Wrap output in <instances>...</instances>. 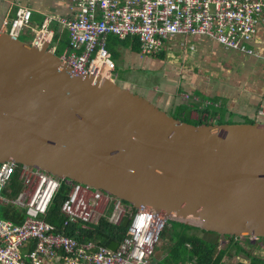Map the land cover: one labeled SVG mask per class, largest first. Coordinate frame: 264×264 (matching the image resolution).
<instances>
[{
	"label": "water",
	"instance_id": "1",
	"mask_svg": "<svg viewBox=\"0 0 264 264\" xmlns=\"http://www.w3.org/2000/svg\"><path fill=\"white\" fill-rule=\"evenodd\" d=\"M7 162L169 221L264 240L263 123L180 121L117 81L74 74L48 45L0 30V164Z\"/></svg>",
	"mask_w": 264,
	"mask_h": 264
},
{
	"label": "built area",
	"instance_id": "2",
	"mask_svg": "<svg viewBox=\"0 0 264 264\" xmlns=\"http://www.w3.org/2000/svg\"><path fill=\"white\" fill-rule=\"evenodd\" d=\"M67 15L47 14L33 25V11L17 5L4 31L19 39L30 31V45L57 55L74 74L116 81L120 65L109 42L135 40L139 54L157 56L188 42H212L224 50L257 56L264 0H67ZM68 44L58 54L61 37ZM115 75V77H114ZM116 78V79H115ZM189 98L188 95H185ZM264 124V97L256 110ZM213 122V121H210ZM17 176V178H16ZM19 192L12 195L13 183ZM62 194L64 223L46 221L54 199ZM17 206L20 223L0 218V264H160L156 256L168 219L153 210L135 209L102 190L51 175L40 168L12 162L0 164V207ZM106 218L127 236L116 250L67 235L70 227L91 228ZM192 264V263H179Z\"/></svg>",
	"mask_w": 264,
	"mask_h": 264
},
{
	"label": "crops",
	"instance_id": "3",
	"mask_svg": "<svg viewBox=\"0 0 264 264\" xmlns=\"http://www.w3.org/2000/svg\"><path fill=\"white\" fill-rule=\"evenodd\" d=\"M16 1L17 0H0L1 31H4V22L12 18L17 7ZM66 2L67 0H22L21 3L32 9L34 19H39L37 23L40 24L47 14L67 15L69 9L66 6ZM198 42L200 43H195V40L188 42V47L185 50L171 51L170 49L164 52L165 55H169L173 52L183 53L182 56H184V62L187 66L189 63L192 66L191 68L186 66L178 78L175 76H178V74H176L177 72H174L173 70L172 73L171 71H167L163 74H156L154 78H157L158 76L166 77L164 80L168 85L162 84L160 86H153L152 81L148 85L143 82L145 78L139 77L137 85H133V83L129 82L127 78L121 79V82L126 83L123 84V86L131 91L137 90L138 93L136 94L147 98L152 104L172 116L179 112L183 118H190L191 120L199 121L200 112L203 111V102L198 103L194 101L197 99H203L205 101L217 99L220 106L225 108L223 117L227 116L228 118L230 115H235L237 120L241 121L234 122L233 124L260 121L257 118L256 110L261 105L264 97V23L259 25L257 43L255 44V47H253L257 51V56H245L233 51H227L212 42ZM197 44H199L198 47ZM207 52H214L216 55L214 57V62L209 65V73L211 75L197 74L195 71L201 73L199 71L208 69V67H206V62L209 61L207 60L209 56H205L200 60L201 54ZM130 53H132V55H126V60L129 62L134 60L137 64H140L141 58L136 55L138 53L132 51H130ZM212 56L213 55H211V57ZM196 57H198L197 60H195ZM150 59L151 61H155V59L158 58L151 57ZM151 61L148 60L147 63H153ZM159 63L160 62H158V64ZM122 64H124L123 59ZM158 64L155 63L154 67H157ZM204 65L205 67L201 68ZM119 69L120 71L122 70V68ZM119 69L115 72L117 80H120L118 75ZM131 87L133 88L131 89ZM185 95H188L189 98H186ZM181 109L183 110L181 111ZM215 121L216 119L212 123H215ZM224 124H229V121ZM18 212V207L13 205H10L3 211L4 216L6 214H14L16 216V213ZM13 221L20 223L17 219ZM103 224H105V226L111 225L106 218H102L100 223L89 229L81 227L84 230L87 229L92 231L99 228V230L93 233L92 238L89 237L87 240L82 241L85 243L106 246L109 249H111L109 246L112 243H117L119 246L123 239L121 241L119 238H109L105 240L104 235L109 232V230L107 227L103 226ZM78 226L70 227L66 232L67 235L74 237L77 240L83 238ZM116 227L122 228V231L125 229V237L127 236L128 232L124 224ZM95 239H97V242L94 241ZM167 251L160 252L158 256H156L158 263H167L165 261V257L168 255Z\"/></svg>",
	"mask_w": 264,
	"mask_h": 264
},
{
	"label": "trees",
	"instance_id": "4",
	"mask_svg": "<svg viewBox=\"0 0 264 264\" xmlns=\"http://www.w3.org/2000/svg\"><path fill=\"white\" fill-rule=\"evenodd\" d=\"M33 19H34V14H33ZM67 44H68L67 35H63L59 43L58 54L62 53V51L64 50ZM118 44L124 45V47L130 49L132 52H135V53L140 52V44L137 39L133 41L129 39L124 40V41L113 40L109 42V44L107 45V48L112 53V55L117 59L121 57V51L115 49V45H118ZM158 55L160 57H164L165 54L164 52H162ZM119 68L120 67H118L117 70ZM217 101H218L217 99H212L213 104L216 103ZM182 110L183 109H181V111ZM224 110L225 108L221 106L219 108H215L213 105H207L203 107V111L200 112V114H202L203 112L206 113L207 111L209 115L207 113L206 114L208 115L210 119L215 118V116H218L216 120L220 122L223 117ZM173 117L180 121L187 122L185 118L181 117V113L179 112L175 113ZM219 122L218 124H222ZM249 122L253 123L252 121H249ZM204 123L210 124L211 122L208 120L206 121L199 120V121H196L194 125H199V124H204ZM15 185H16V182L13 183V186ZM56 199L57 197L54 199V202L51 205L47 213L46 221L52 225L60 227L64 223V217L60 211V204L56 202ZM4 218L11 219V220L17 219L20 221V217L17 218L14 214H6ZM105 224H103V226H105ZM105 227H107L109 230V232L105 233L104 235L105 240L109 238H113V239L119 238L121 241L126 235L125 229L122 231V228L112 226V225H107ZM78 229L81 232V236H83V238H81L80 240H84V241L87 240L89 237L92 238L93 233L99 230V228H96L95 231L87 230V229L84 230L81 228L80 225L78 226ZM166 229L168 231L169 237L168 238L164 237V240H166V244H170V245L167 248L168 258L165 260L167 263H163V264H179V263H192L193 264L192 261L194 259H195L194 264H226L225 258L232 257L238 261L239 259H242L241 257L242 253H243V257L247 258L250 261V264H264V258H260L256 255L251 254L249 252L250 250L241 248L242 247L241 243H238V241L241 240L240 238H235L233 236H223V237L229 238L230 242L226 248L217 251V247H218L217 242L213 240H206L205 238L202 237L200 233L213 234V235H218V234L206 232L196 227L184 225L178 222L174 223L173 225L169 223ZM112 234H113V237H112ZM162 234H164V232ZM94 241L97 242V239H95Z\"/></svg>",
	"mask_w": 264,
	"mask_h": 264
},
{
	"label": "rangeland",
	"instance_id": "5",
	"mask_svg": "<svg viewBox=\"0 0 264 264\" xmlns=\"http://www.w3.org/2000/svg\"><path fill=\"white\" fill-rule=\"evenodd\" d=\"M21 2H22V0H19V1L17 0L16 1V5L22 4ZM38 21H39V19H34L33 20V25H35ZM32 38H33L32 37V33L30 31H27L26 33H23L19 37V40L29 44L32 41ZM195 43H200V42L195 41ZM198 45L199 44H197V47H198ZM115 49L121 51V57L119 58V63L122 62V58L124 60V64L120 65V68H122V70L118 71V75L120 77V80H117L115 78L117 80V82L122 84V85L126 84V83L121 82V79H126V78L128 79L129 82H132L133 85H137L138 81H139V77L145 78L143 80V82L148 84V85L150 84L151 81H152V85L153 86H160L162 84L166 85L167 82L164 80V79H166V77L158 76L157 78H154L156 76V74H163V73H165L167 71H171V73H172V70H173L174 72H177L176 74H178V76L177 75H175V76H176V78H178L180 76V73H182L184 68L187 66V64L183 60V58H184V56H182L183 53H179V52H173V53H171L169 55H165L163 58L158 57L159 55L154 56L153 58L157 57L158 59H161V60L155 59V61L154 60L151 61V59H150L151 57L143 56L142 54L140 55L138 53L136 55L139 56L141 59H140V64H137L134 60L131 61V62L126 60V57H127L126 55H132V53H130V51H131L130 49L124 47V45H122V44L115 45ZM175 50L179 51L178 48L177 49L176 48L171 49V51H175ZM214 52H216V51H214ZM214 52H207V53L201 54L200 60H202L205 56H209L207 58V60H209V61L206 62V65H207L206 67H208V69L207 70H203V71H199L201 73H198L197 71H195L197 74H208V75H211L209 73L210 72L209 71V65L212 62H214V57L216 56L214 54ZM211 55H213V56L211 57ZM197 59H198V57L195 58V60H197ZM148 60H150L153 63H150V64L147 63ZM158 62H160V63L158 64ZM155 63L158 64L157 67H154ZM187 67L191 68L192 66L189 63ZM204 67H205V65L202 66L201 68H204ZM114 77H115V75H114ZM133 87H131V89ZM133 92L134 93H138L137 90H134ZM194 102H198V103L203 102V104H202L203 107L207 106V105H213L215 108H219L220 107V103L216 102V103L213 104L212 100H206L205 101L203 99H197ZM206 113L209 115V113L207 111H206ZM206 113L203 112L202 114H200L199 115V119L200 120H205V121L206 120L214 121L218 117V116H215V118H211L212 119L211 120ZM185 120L188 123H192V124L196 123V121L191 120L190 118H185ZM228 121H229V124H233L234 122H241V121L237 120L235 115H230V117H228V118H227V116L222 117L220 122L218 120H216L215 123H213V124H218V122L224 124V123H227ZM17 166L19 168L21 167L20 165H17ZM62 199H63V196H62V194H60V195L57 196L56 202L58 204H60ZM3 211H4V209L2 207H0V218H4ZM169 223L171 225H173L176 222L168 221L167 225H169ZM200 234L206 240H213V241L217 242V245H218L217 251L226 248L228 246L229 242H230V239L227 238V237H223V236H219V235H213V234H203V233H200ZM168 235H169L168 231H167V229H165L164 234H162V237H161V241H160L161 244H159L158 249H157L160 252L167 251V248L170 245V244H166V240H164V237L165 238L169 237ZM254 242L255 241H253L252 239H242V238H241L240 241H238V243H241V245H242L241 248H245L246 250H250L249 252L251 254L256 255V256H258L260 258H264V240L263 239H258V241L256 243H254ZM166 245H167V247H166ZM241 257H242V259H239L238 261L235 258H232V257L225 258V263L226 264H239V263H241V264L242 263L243 264H250V261L247 258L243 257V253H242ZM167 258L168 257L166 256L165 260ZM156 260L158 261V259H156ZM194 261H195V259L192 261L193 264H194Z\"/></svg>",
	"mask_w": 264,
	"mask_h": 264
},
{
	"label": "clouds",
	"instance_id": "6",
	"mask_svg": "<svg viewBox=\"0 0 264 264\" xmlns=\"http://www.w3.org/2000/svg\"><path fill=\"white\" fill-rule=\"evenodd\" d=\"M212 123V122H211ZM17 165H19V164H17ZM20 166H24V165H20ZM31 167H34V166H31ZM16 178H17V176H16ZM17 192H19V187H18V184L16 183V185L15 186H13V190H12V195L11 196H15L16 194H17ZM124 202V201H123ZM125 204H127V205H129L127 202H124ZM169 221V220H168ZM241 239V238H240ZM242 239H246V238H242ZM248 239H252V238H250V237H248ZM258 239H260V238H257V239H252V240H255V242L254 243H256L257 241H258Z\"/></svg>",
	"mask_w": 264,
	"mask_h": 264
},
{
	"label": "flooded vegetation",
	"instance_id": "7",
	"mask_svg": "<svg viewBox=\"0 0 264 264\" xmlns=\"http://www.w3.org/2000/svg\"><path fill=\"white\" fill-rule=\"evenodd\" d=\"M253 241H255V240H253Z\"/></svg>",
	"mask_w": 264,
	"mask_h": 264
}]
</instances>
